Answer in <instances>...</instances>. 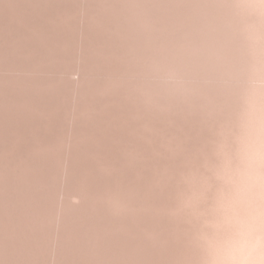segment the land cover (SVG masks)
<instances>
[{
	"label": "rangeland",
	"instance_id": "1",
	"mask_svg": "<svg viewBox=\"0 0 264 264\" xmlns=\"http://www.w3.org/2000/svg\"><path fill=\"white\" fill-rule=\"evenodd\" d=\"M32 1L42 6L38 19L16 16L7 22L8 88L13 103L19 97L39 99V109L26 110L25 128L44 145L17 150L20 162L0 148V225L15 218L8 217L12 226L3 250L7 256L14 251L11 264H50L56 244L70 264H121L122 243L127 250L142 194L156 191L155 202L164 203L168 192L172 200L176 186L171 182L160 190L155 179L167 167L178 180L202 140L197 118L204 110L210 115V104L188 108L185 102L211 96L209 79L198 74L210 77L213 69L203 55L206 35L196 36L200 32L195 35L186 21L206 26L214 0ZM170 17L177 22L172 32ZM155 96L162 108L155 107ZM155 108L158 114L171 112L158 118L154 145L165 131L191 128L183 149L154 150L147 126ZM65 158L72 164L70 192L80 200H71L68 220L60 223L69 172ZM14 162L26 170L16 171Z\"/></svg>",
	"mask_w": 264,
	"mask_h": 264
},
{
	"label": "clouds",
	"instance_id": "2",
	"mask_svg": "<svg viewBox=\"0 0 264 264\" xmlns=\"http://www.w3.org/2000/svg\"><path fill=\"white\" fill-rule=\"evenodd\" d=\"M205 54L211 119L169 214L187 264H264V0H214Z\"/></svg>",
	"mask_w": 264,
	"mask_h": 264
},
{
	"label": "bare ground",
	"instance_id": "3",
	"mask_svg": "<svg viewBox=\"0 0 264 264\" xmlns=\"http://www.w3.org/2000/svg\"><path fill=\"white\" fill-rule=\"evenodd\" d=\"M41 7L37 3L33 2L32 0H0V148H2V150H5V151L9 152L10 154L13 153V154H11L13 157H16L17 155L19 156L18 153L16 155V152H18L17 150H20L21 151V150H24V149L31 150V149H34V148H39L42 145H44L43 144L44 142L41 141L42 139L38 138V136H37L36 133H33V132L29 131L27 128H25V126H26V113H27L26 110H27V108L28 109H32V108L39 109L40 104L37 101L39 99L38 98H33L32 101H29L28 99H25L24 97H19L13 103V101H11L10 100V97H9L8 82H9V76H10L11 69L9 68V66L7 64V58H8V53H9L8 52V48H9V45H10V42H9L8 36H7V22H11L13 20V17H16V16H20V17H22V16L25 17L26 16L27 18H32V19L36 20L41 15V12H42V8ZM85 12L86 11L84 9L83 10V16L85 15ZM106 13H107V10H106ZM44 17L46 18V16H44ZM191 20L192 19L186 21V23L189 25L188 28L190 29V31H194V34L195 35L197 34V31H199L200 34L198 33L199 35H196V36H199V37L202 34L206 35V26L203 25V24H201V22H200V24H196L194 26V25H192ZM175 24H177V22L174 21L172 17H170V19H169V25H170V31L171 32H172ZM36 25H34V26H36ZM195 30H196V32H195ZM80 40H81V44H82V36H81V39ZM203 44H205V43H203ZM164 55H165V57H167V53L166 52H164ZM203 55L206 56L205 52H204ZM206 61H207V59H206ZM206 63H208V62H206ZM206 63H200V64H206ZM196 65H198V64L196 63ZM192 66H194V65H192ZM166 74L171 75L169 73H166ZM198 75H200V77L203 76L204 79H209L210 78L209 76H204L202 74H198ZM20 76H22V75H20ZM73 80H75V79H73ZM77 83H79V82H77ZM210 87L211 86H208V88H210ZM163 89H165V87H163ZM182 89L184 91L186 90L184 88H182ZM198 94L201 95L202 94V91H199ZM75 98H76V96H75ZM210 98H211L210 95L205 94V98L197 99V100H195L196 102L195 101H189L187 99V101L185 103L188 105L187 106L188 108H193V107H200L201 108L203 106V104H205V103L206 104H210ZM73 100L75 102V99H73ZM155 102H156L155 103V107H158L159 100L157 99V97L155 98ZM73 105H75V103ZM159 106H160V108L163 107L162 105H159ZM74 107L75 106H73V108ZM157 110L158 109L155 108V110H154V118H153L154 120L151 122L150 125L147 126L149 128V131H151V133L153 132L152 133L153 134V137H152V140H151V144L153 145L154 150L156 151L157 148H161V149H169L170 148L171 149L172 147H178L180 149H183L184 148L183 142L185 140H187V138H188V132L192 131L191 128H188L189 130L188 129L186 130V129H182L179 126H177V130H176L177 133L176 132L175 133L172 132V133L167 134L168 132L165 131V133L164 132L163 133L166 136L163 137L161 140L159 138V141L157 140L158 141L157 142L158 145L157 146L154 145V143L156 141L155 140L156 139L155 136L161 130V128L158 127V124H157V121H159L158 118L159 117L160 118L161 117H164L163 116V113H169V112H171L170 110H161V111L159 110L160 112L158 114V111ZM75 113H76V111H75ZM182 114H183V112H182ZM71 115L74 116V114H72V113H71ZM73 119H74V117H73ZM73 119H72V122H74ZM197 119H198V122H199V127H198L199 130L197 129L196 133H198V136H199V134L202 135L201 138L203 139L204 136L207 135V127H208V124L210 123L211 117H210L208 111H205L204 110V111L200 112V118H197ZM72 122L70 121V123H72ZM71 125H73V124H71ZM162 126H165V125H162ZM166 126H168V125L166 124ZM165 129H166V127H165ZM179 131H182V133L181 134H178ZM68 133L70 134V136H69ZM33 134H35V136H33ZM73 134H74V131L72 129L67 131V135H68V137H71L70 138L71 141L68 138V140L70 142L67 141L66 145L69 142V145L68 146H70L71 148H73V145L75 147V144L77 143V139L74 138ZM117 139H118V137H117ZM65 141L63 140V144H65ZM199 144L197 146H195L194 148H197L199 146ZM119 145H121V144H119ZM77 150H78V148H77ZM18 156L16 157V159L18 158ZM21 156H23V155H21ZM188 158H189V156H188ZM65 160L68 162V164L67 163L66 164L68 165L67 167H68V170H69V172L67 173L68 174L67 175L68 176L67 183L65 182V186H64V189H63V190H65V194L64 195H66V198H65L66 200L64 199V201H66V202L63 201L64 204L61 207L59 206L60 209H61L60 211L62 212L61 215L58 216V214H57L56 217H55L56 220H57V216L59 217L60 223L65 222V221L68 220L66 218V210H67V207L70 205V203H72L73 201H76L74 203H77V201L79 202V200H80V196L78 194H72L70 192V186H71V183H72V180H73L72 177H71L72 172H73L72 171V166H71L72 164H70V161H68L69 159L67 160L65 158ZM18 161H19V158H18ZM13 164H14V167L16 168V171H17V168L19 169L20 172H24L26 170V169L24 170L22 168L21 163H15L14 162ZM24 165L26 166V164H24ZM25 166H23V167H25ZM14 167H12V168L15 169ZM172 168H173V166H172ZM13 169H11V170H13ZM174 169H177V165L176 164H174ZM182 170H183V168H182ZM13 172H15V171L13 170ZM11 173H12V171H11ZM24 175H27V174L25 173ZM14 176H15V174H14ZM155 180H156L155 183H157V187L160 190H165L166 189L165 188L166 185L168 183H171V182L176 186L177 181H178V180L174 179L171 176V174H169V170H168L167 167L166 168H163L162 173ZM153 193H157V192L156 191H153ZM153 193L151 192L149 195L148 194H142V196H141L140 205L138 207V210L133 214L134 219H133V223L132 224H134L133 225L134 226V231H133V233L131 232V235H130L131 238H130V241L128 243V249L127 250L124 249L125 244L122 243L123 249H122V251H120L121 252L120 262H121V264H187L188 253H187V249H186L185 244H184L183 225L179 221L173 219L170 216V214H169V208H170V206L172 204V200L173 199L171 200L170 197L168 198V196H170V195L167 192V193H165L166 194V198L165 199H167V201L164 202V203H157V202H155L154 195L152 196ZM165 194L163 196H165ZM64 195H63V198L65 197ZM71 200H73V201H71ZM64 212H65V215H64ZM14 213H15V211H14ZM6 214H9V212L7 211ZM11 214L12 213H10V215ZM13 215H15V214H13ZM95 215H94L95 216L94 219H96V217H97V214H95ZM8 217H7L6 222L8 220L11 221V219H15L14 216H13V218L12 217H9L11 219H8ZM17 219L18 218H16V221H17ZM97 219H98V217H97ZM18 220H20V218ZM6 222H5V225H0V264H11V260L8 259V256H10L12 252H14V251H12L10 253V255L7 256V251L8 250H3V245L2 244H3V241H5L4 240L5 238H3V236L4 235L7 236V237L9 236V232H10L9 230L11 229V226H12L9 221L7 223ZM23 222L25 223V221H23ZM23 222L21 220V225L23 224ZM30 222L27 221L26 224H24V225L28 226L27 223H30ZM12 223H14V222H12ZM17 223H20V222L17 221ZM2 224H3V222H2ZM8 226H9V228H8ZM133 226H132V229H133ZM58 229H60V228H58ZM46 230H47V228H46ZM58 233L59 232H57V235H58ZM57 238H58V236H57ZM14 248H15V246H14ZM12 250H14V249H12ZM61 250L62 249L61 248H58V246L56 244L55 247H54V251H53V252H55V255L53 256L54 258L51 257V258H53L52 259L53 260L52 263L53 264H70L67 259L62 260V258H61ZM8 253H9V251H8ZM7 259H8V261H7ZM52 263H50V264H52Z\"/></svg>",
	"mask_w": 264,
	"mask_h": 264
}]
</instances>
